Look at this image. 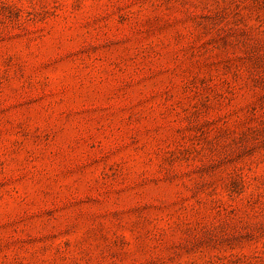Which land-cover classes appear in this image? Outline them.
<instances>
[{"label": "rangeland", "instance_id": "obj_1", "mask_svg": "<svg viewBox=\"0 0 264 264\" xmlns=\"http://www.w3.org/2000/svg\"><path fill=\"white\" fill-rule=\"evenodd\" d=\"M0 264H264V0H0Z\"/></svg>", "mask_w": 264, "mask_h": 264}]
</instances>
